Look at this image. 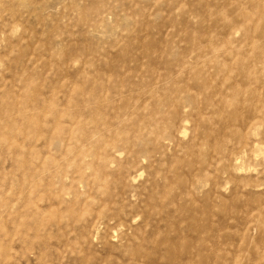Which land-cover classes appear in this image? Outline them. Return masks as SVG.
<instances>
[{"label":"rangeland","instance_id":"rangeland-1","mask_svg":"<svg viewBox=\"0 0 264 264\" xmlns=\"http://www.w3.org/2000/svg\"><path fill=\"white\" fill-rule=\"evenodd\" d=\"M0 264H264V0H0Z\"/></svg>","mask_w":264,"mask_h":264},{"label":"bare ground","instance_id":"bare-ground-1","mask_svg":"<svg viewBox=\"0 0 264 264\" xmlns=\"http://www.w3.org/2000/svg\"><path fill=\"white\" fill-rule=\"evenodd\" d=\"M258 150V149H257Z\"/></svg>","mask_w":264,"mask_h":264}]
</instances>
